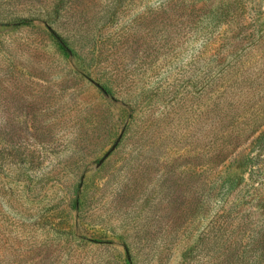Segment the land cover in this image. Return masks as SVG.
Returning <instances> with one entry per match:
<instances>
[{
  "label": "rangeland",
  "instance_id": "rangeland-1",
  "mask_svg": "<svg viewBox=\"0 0 264 264\" xmlns=\"http://www.w3.org/2000/svg\"><path fill=\"white\" fill-rule=\"evenodd\" d=\"M0 264H264V0H0Z\"/></svg>",
  "mask_w": 264,
  "mask_h": 264
}]
</instances>
